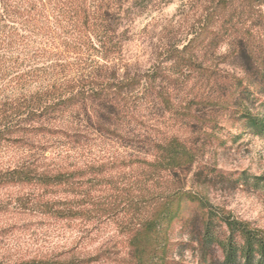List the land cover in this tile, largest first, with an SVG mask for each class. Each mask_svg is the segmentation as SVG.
Segmentation results:
<instances>
[{
    "label": "trees",
    "instance_id": "obj_1",
    "mask_svg": "<svg viewBox=\"0 0 264 264\" xmlns=\"http://www.w3.org/2000/svg\"><path fill=\"white\" fill-rule=\"evenodd\" d=\"M154 1L0 0V144L19 139L34 123L84 108L101 132L151 151L128 164L134 168L121 176L122 186L114 183L115 196L82 191L79 171L29 160L0 172V186L74 194L23 203L54 218L116 215L128 235L131 264L179 263L171 257L178 228L189 230L205 253L222 248L224 264H264V229L215 206L200 183L190 187L187 180L198 156L218 141L225 117L264 134V0H207L193 36L170 43L152 69L109 70L125 44L124 19ZM219 58L239 69H223ZM139 88L149 89L166 114L164 136L140 139L116 127L137 119L128 101ZM211 174L206 165L194 173L200 182ZM110 256L100 251L89 263ZM81 263L50 256L13 264Z\"/></svg>",
    "mask_w": 264,
    "mask_h": 264
},
{
    "label": "rangeland",
    "instance_id": "obj_2",
    "mask_svg": "<svg viewBox=\"0 0 264 264\" xmlns=\"http://www.w3.org/2000/svg\"><path fill=\"white\" fill-rule=\"evenodd\" d=\"M205 1L158 0L133 10L121 28L128 31L125 44L118 57L109 62V70L135 75L152 69L170 43L186 42L193 36ZM219 63L225 70L239 69L221 59ZM128 103L129 113L137 119L116 127L122 126L128 133L146 140L169 132L166 114L149 89L139 88ZM95 118L93 112L83 108L34 123L30 130L18 133L19 139L0 144V172L29 160L44 168L57 166L79 171L82 191L92 188L94 194L115 196L114 186H122L121 176L134 168V164L129 167L128 164L137 158H149L146 155L151 151H147L148 145H130L101 132ZM220 124L223 128L217 130L218 141L198 156L187 179L192 183L188 185L200 183L202 192L215 206L249 222L250 226L264 229V134L245 129L228 117ZM203 165L214 170V174L209 181L200 182L203 177L198 180L194 173ZM92 180L95 182L89 183ZM72 195L65 191L49 194L27 185L0 186V264L50 256L59 260L79 258L81 264H131L128 235L116 215L59 219L27 209L23 204L33 196L46 200L54 196L73 199ZM109 202L114 203L115 198ZM172 237L178 243L171 252L173 262L224 264L222 248L205 253L197 242L190 240L189 230L178 228ZM104 250L110 253L109 258L89 263V258Z\"/></svg>",
    "mask_w": 264,
    "mask_h": 264
}]
</instances>
